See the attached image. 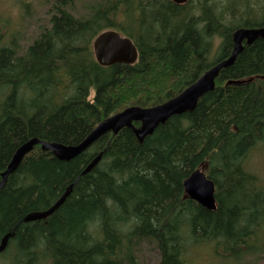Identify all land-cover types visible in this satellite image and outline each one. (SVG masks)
<instances>
[{"label":"trees","instance_id":"trees-1","mask_svg":"<svg viewBox=\"0 0 264 264\" xmlns=\"http://www.w3.org/2000/svg\"><path fill=\"white\" fill-rule=\"evenodd\" d=\"M233 1L100 0L81 16L74 0H55L46 26L24 46L0 16V182L29 140L78 145L107 118L165 104L229 59L235 31L264 28L262 18L242 19L253 17L248 0ZM109 30L134 43L135 64L97 63L93 41ZM259 146L264 38L244 44L194 111L169 119L143 143L126 128L70 162L35 147L0 191V245L13 233L0 257L10 264H135L146 242L157 247L159 264H184L205 243L227 250L222 259L234 264L264 262V245H250L264 225V187L246 167ZM200 168L215 183L216 211L185 196L184 182ZM72 185L50 218L23 222Z\"/></svg>","mask_w":264,"mask_h":264},{"label":"water","instance_id":"water-1","mask_svg":"<svg viewBox=\"0 0 264 264\" xmlns=\"http://www.w3.org/2000/svg\"><path fill=\"white\" fill-rule=\"evenodd\" d=\"M171 1L177 5H185L189 2V0ZM258 38H264V29H239L235 31L233 34L234 49L230 58L204 73L179 96L154 108L131 107L107 118L78 145L67 146L60 143H48L36 138L29 140L15 152L6 171L1 174L0 191L7 184L9 177L17 171L24 158L37 146H40L44 152H51L60 161L70 162L85 153L102 136L108 133L117 136L124 128H130L137 140L143 143L148 136H152L158 127L164 125L169 119L194 111L200 99L215 89L216 79L221 71L235 63L244 49L243 44L251 45ZM93 51L97 63L102 67H110L116 64L133 65L138 60V50L133 42L116 31H106L100 34L93 42ZM134 123H140L141 125L137 128ZM101 160L102 155L96 157L81 176L91 173ZM72 189L73 186H69L51 208L30 213L24 218L23 222L34 223L50 218L65 204L72 193ZM184 192L186 197L203 208L216 211L215 183L201 169L195 171L184 182ZM11 237H13V233H9L2 239L0 254L7 249Z\"/></svg>","mask_w":264,"mask_h":264},{"label":"rangeland","instance_id":"rangeland-1","mask_svg":"<svg viewBox=\"0 0 264 264\" xmlns=\"http://www.w3.org/2000/svg\"><path fill=\"white\" fill-rule=\"evenodd\" d=\"M55 0H32L29 2L27 7H22L17 0H0V16L9 19L7 24L9 29L7 31L13 32L17 31L19 35V45H27L31 38L36 35L40 28L46 26L47 20L49 18L48 11L49 7ZM100 0H74L77 12L81 16H88L89 8L95 5ZM240 3L241 0H236ZM236 1H233L236 3ZM237 7L240 4H235ZM242 5V4H241ZM253 17L248 14L242 19L246 23H256L259 18L251 13ZM2 26V25H1ZM93 47V45H92ZM92 92V96H93ZM247 169L260 178L262 185L264 187V147L255 148L250 156L246 159ZM250 245L260 247L264 245V225L259 229L255 236L252 237ZM225 249L222 247L215 248L209 244H201L192 250L188 251L184 255V264H234V260L222 259L225 254ZM251 259L249 256H244L243 260L248 261ZM160 255L156 246L148 244L146 242L141 243L135 264H159ZM0 264H10L4 260V257H0ZM121 264H130L128 262H121ZM256 264H264V262L259 261Z\"/></svg>","mask_w":264,"mask_h":264},{"label":"flooded vegetation","instance_id":"flooded-vegetation-1","mask_svg":"<svg viewBox=\"0 0 264 264\" xmlns=\"http://www.w3.org/2000/svg\"><path fill=\"white\" fill-rule=\"evenodd\" d=\"M247 4L251 5V11L254 12V15H257L259 19L262 18V21H264V0H248ZM243 7H245L244 3ZM259 21L260 20H258L257 22Z\"/></svg>","mask_w":264,"mask_h":264},{"label":"bare ground","instance_id":"bare-ground-1","mask_svg":"<svg viewBox=\"0 0 264 264\" xmlns=\"http://www.w3.org/2000/svg\"><path fill=\"white\" fill-rule=\"evenodd\" d=\"M242 29H248V28H242ZM261 29H264V28H261ZM133 44H134V43H133ZM244 44H246V43H244ZM244 44H243V47H244ZM247 45H248V44H247ZM93 52H94V51H93ZM94 56H95V54H94ZM95 59H96V57H95ZM96 60H97V59H96ZM210 70H211V69H210ZM210 70H209V71H210ZM207 72H208V71H207ZM104 121H105V120H104ZM95 129H96V128H95ZM95 129H94V130H95ZM124 129H126V128H124ZM127 129H130V128H127ZM122 130H123V129H122ZM122 130H121V131H122ZM130 130H131V129H130ZM131 131H132V130H131ZM132 132H133V131H132ZM108 134H112V133H108ZM108 134H106V135H108ZM106 135H104V136H106ZM112 135H113V134H112ZM102 137H103V136H102ZM102 137H101V138H102ZM114 137H115V136H114ZM148 137H149V136H148ZM101 138H100V139H101ZM103 154H104V153H101L100 155H102V157H103ZM98 156H99V155H98ZM98 156H97V157H98ZM94 160H95V159H94ZM94 160H93V161H94ZM93 161H92V162H93ZM100 162H101V161H100ZM100 162H99V163H100ZM72 186H73V185H72ZM216 205H217V202H216Z\"/></svg>","mask_w":264,"mask_h":264}]
</instances>
